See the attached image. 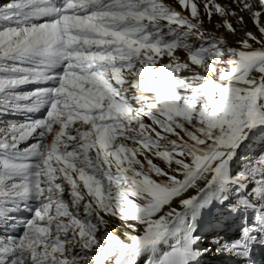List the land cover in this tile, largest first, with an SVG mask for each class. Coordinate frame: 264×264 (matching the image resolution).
Segmentation results:
<instances>
[{
  "label": "snow or ice",
  "instance_id": "obj_1",
  "mask_svg": "<svg viewBox=\"0 0 264 264\" xmlns=\"http://www.w3.org/2000/svg\"><path fill=\"white\" fill-rule=\"evenodd\" d=\"M256 141L264 0L0 2V264H257Z\"/></svg>",
  "mask_w": 264,
  "mask_h": 264
},
{
  "label": "rangeland",
  "instance_id": "obj_2",
  "mask_svg": "<svg viewBox=\"0 0 264 264\" xmlns=\"http://www.w3.org/2000/svg\"><path fill=\"white\" fill-rule=\"evenodd\" d=\"M248 151H249V154L260 153L261 151H264V144H261L260 141H256L253 145H250ZM227 219H228L227 217H221L219 223H213L210 227H206L205 233H210L212 228H216V229L218 228V230L230 232L231 229H227L224 226V222ZM210 220H211V218H210ZM210 246H211V244H209V247ZM213 251L203 258L202 264H233V261L231 259H229L227 256L222 255V254H215L214 255ZM257 264H260V263L257 262ZM263 264H264V262H263Z\"/></svg>",
  "mask_w": 264,
  "mask_h": 264
},
{
  "label": "bare ground",
  "instance_id": "obj_3",
  "mask_svg": "<svg viewBox=\"0 0 264 264\" xmlns=\"http://www.w3.org/2000/svg\"><path fill=\"white\" fill-rule=\"evenodd\" d=\"M211 218V217H210ZM209 218V219H210ZM218 229V228H217ZM211 247V246H210ZM214 255L217 254L215 251H213ZM256 261L260 264H263L264 262V251L257 249L255 253Z\"/></svg>",
  "mask_w": 264,
  "mask_h": 264
}]
</instances>
